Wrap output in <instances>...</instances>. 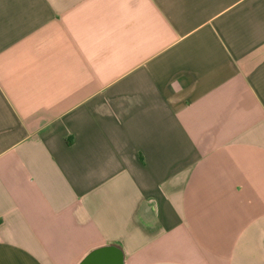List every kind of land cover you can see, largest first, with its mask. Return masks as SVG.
I'll list each match as a JSON object with an SVG mask.
<instances>
[{"label":"crops","instance_id":"0c3cea01","mask_svg":"<svg viewBox=\"0 0 264 264\" xmlns=\"http://www.w3.org/2000/svg\"><path fill=\"white\" fill-rule=\"evenodd\" d=\"M105 246L264 264V0H0V264Z\"/></svg>","mask_w":264,"mask_h":264},{"label":"water","instance_id":"95a60500","mask_svg":"<svg viewBox=\"0 0 264 264\" xmlns=\"http://www.w3.org/2000/svg\"><path fill=\"white\" fill-rule=\"evenodd\" d=\"M111 249L110 246H105L93 254L90 253L85 259L86 262L84 261V264H107V261H110L108 260L107 254ZM116 264H120V260H118V262L116 261Z\"/></svg>","mask_w":264,"mask_h":264}]
</instances>
